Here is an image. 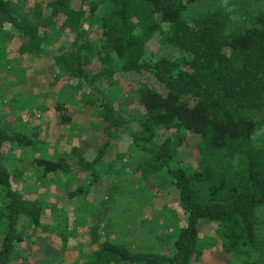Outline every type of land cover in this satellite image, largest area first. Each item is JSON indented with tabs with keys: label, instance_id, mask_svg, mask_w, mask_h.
<instances>
[{
	"label": "trees",
	"instance_id": "obj_1",
	"mask_svg": "<svg viewBox=\"0 0 264 264\" xmlns=\"http://www.w3.org/2000/svg\"><path fill=\"white\" fill-rule=\"evenodd\" d=\"M83 4L36 2L25 12L0 0V66L8 50L18 56L40 54L62 33L73 35L70 48L53 57L55 78L66 77L82 104L98 103L96 120L108 138L90 160L72 147V165L44 154L30 165L38 178L55 183L72 171L86 176L89 182L67 196L84 199L106 215V202L92 201L91 181L100 178L110 144L125 130L138 154L135 171L141 180L164 176L178 191L185 219L171 234L165 254L101 242L98 224L76 219L67 229L60 216L61 242L83 227L96 245L88 264H200L199 226L205 222L214 226L225 254L264 255L256 220L264 206V5L228 11L220 0H95L86 11ZM94 26L98 38L91 36ZM155 37L179 53L149 54ZM129 73L150 77L165 89L161 94L141 84L133 90L139 107L135 116L98 86L105 80L111 89L117 75ZM75 110L59 99L57 125L70 126ZM158 130L172 135L159 140ZM185 133L199 137L192 168L181 165L175 152ZM35 139L0 122V264H11L27 232L41 227L45 203L13 187L7 154L10 147H34Z\"/></svg>",
	"mask_w": 264,
	"mask_h": 264
},
{
	"label": "rangeland",
	"instance_id": "obj_2",
	"mask_svg": "<svg viewBox=\"0 0 264 264\" xmlns=\"http://www.w3.org/2000/svg\"><path fill=\"white\" fill-rule=\"evenodd\" d=\"M9 1L27 12L36 2L47 3L51 0ZM83 2L87 11L95 0ZM220 2L228 11L241 8L244 4L246 7L264 5V0ZM90 32L93 38L99 37L95 26ZM73 37L69 33H62L55 44L45 47L40 54L18 56L8 50L0 66L1 124L10 132L32 135L37 140L34 147L8 149L12 184L27 199H40L45 203L41 227L34 233L27 232L24 242L18 244L11 264H88L96 245L89 243L86 238L88 233L84 232L83 227L77 229L75 237H70L63 244L59 236L60 216L66 221L67 229L76 219H84L91 225L98 224L101 242L109 240L132 251L165 254L170 236L183 224L185 213L179 206L177 189L169 186L164 176L141 180L135 171L138 154L127 131L122 130L110 144L100 178L91 181L92 201H105L106 215L84 199L67 196L78 184L89 182L85 180L86 176L72 171L66 178L56 177L55 183L51 179L38 178V173L30 165L43 154L51 159L64 157L72 165L75 162L72 147L90 160L107 142L108 138L103 133L104 124L96 120L98 103L92 107L82 104L80 93L70 88L66 77L55 78L53 57L62 49L68 50ZM148 53L176 56L179 52L172 47L161 46L159 38L155 37L149 43ZM116 79L117 84L111 89H108L105 80L98 82V86L116 100L118 108L130 112L132 116L139 113V107L131 92L141 84L165 93L164 87L150 77L129 73L126 76L117 75ZM59 99L76 107L70 126L62 127L56 123L54 106ZM157 134L159 140L172 135L164 130H158ZM198 142L196 135H182L175 151L181 165L195 167ZM109 194L111 199H108ZM256 220L261 239L264 237V206L257 211ZM199 245L202 253L200 264H264V255L253 251L249 258L225 254L214 233V226L205 222L199 226Z\"/></svg>",
	"mask_w": 264,
	"mask_h": 264
}]
</instances>
